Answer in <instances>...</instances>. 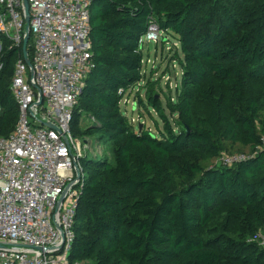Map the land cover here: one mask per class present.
<instances>
[{
  "label": "trees",
  "instance_id": "obj_1",
  "mask_svg": "<svg viewBox=\"0 0 264 264\" xmlns=\"http://www.w3.org/2000/svg\"><path fill=\"white\" fill-rule=\"evenodd\" d=\"M152 21L177 36L183 54L182 87L168 103L177 129L161 136L137 131L121 108L142 80L138 42ZM90 28L92 66L71 123L85 141L71 259L264 264V0H94ZM19 52L4 39L1 136L19 118L11 89ZM198 101L207 104L205 113ZM149 104L167 118L155 94ZM94 136L111 142L109 157L89 152ZM241 139L246 158L221 163L222 151ZM222 215L238 228L227 229Z\"/></svg>",
  "mask_w": 264,
  "mask_h": 264
},
{
  "label": "built area",
  "instance_id": "obj_2",
  "mask_svg": "<svg viewBox=\"0 0 264 264\" xmlns=\"http://www.w3.org/2000/svg\"><path fill=\"white\" fill-rule=\"evenodd\" d=\"M93 1L28 0L29 66L23 0H0V53L4 39L22 49L11 83L18 122L8 136L0 135V264H91L70 253L84 181L83 146L71 123L92 66ZM161 33L152 21L138 43L153 48ZM258 148L264 149V135ZM245 158L227 154L220 162Z\"/></svg>",
  "mask_w": 264,
  "mask_h": 264
},
{
  "label": "rangeland",
  "instance_id": "obj_3",
  "mask_svg": "<svg viewBox=\"0 0 264 264\" xmlns=\"http://www.w3.org/2000/svg\"><path fill=\"white\" fill-rule=\"evenodd\" d=\"M160 41L153 44V48L149 46L143 47V77L136 87L129 90L121 101V108L128 116L135 129L140 130V126L153 134L161 136V132H165L168 127L177 129L176 115L169 109V101H176L178 90L182 87V68L177 61V55L183 56L181 46L177 36L173 32L161 33ZM159 65V66H158ZM155 66L159 68L155 69ZM13 63L9 67L13 69ZM11 81V79H10ZM155 94L159 99V104L164 108L167 118H163L159 111L149 104V96ZM260 101L264 102V96L260 97ZM135 103L136 105H134ZM134 108H137L136 110ZM207 104L198 101L197 109L201 113L207 111ZM0 111L2 108L0 107ZM228 111H226V114ZM89 123V118L86 116L82 127ZM141 128V129H142ZM81 144L85 141L79 139ZM91 141L92 153H102L110 156L111 142L98 143L96 137H88ZM245 142L243 139L239 143L232 145L233 151H222L221 155H238L243 154ZM88 170L86 169V174ZM222 222H226L227 229L235 231L238 228V222L234 219H229L226 215H222ZM263 235V234H262ZM264 237L262 236L263 241Z\"/></svg>",
  "mask_w": 264,
  "mask_h": 264
},
{
  "label": "water",
  "instance_id": "obj_4",
  "mask_svg": "<svg viewBox=\"0 0 264 264\" xmlns=\"http://www.w3.org/2000/svg\"><path fill=\"white\" fill-rule=\"evenodd\" d=\"M23 3H24V8H25V21L27 23V27H26L27 34H26V37H25L24 43H23V53H24V56L26 58L28 65L31 66V61L27 57L28 56V44H29V41L31 38V33H30V6H29L28 0H23ZM150 47H151V45H150ZM141 128L142 127L140 126V129Z\"/></svg>",
  "mask_w": 264,
  "mask_h": 264
},
{
  "label": "crops",
  "instance_id": "obj_5",
  "mask_svg": "<svg viewBox=\"0 0 264 264\" xmlns=\"http://www.w3.org/2000/svg\"><path fill=\"white\" fill-rule=\"evenodd\" d=\"M149 47H150V46H149ZM151 48H152V47H150V49H151ZM158 66H159V65H158ZM158 66H155V69H156V68H159ZM134 109L136 110L137 108H134Z\"/></svg>",
  "mask_w": 264,
  "mask_h": 264
}]
</instances>
